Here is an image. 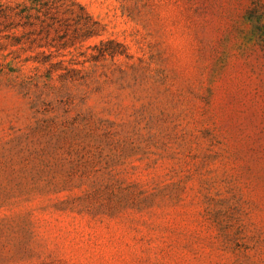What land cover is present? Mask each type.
<instances>
[{"label": "rangeland", "instance_id": "1", "mask_svg": "<svg viewBox=\"0 0 264 264\" xmlns=\"http://www.w3.org/2000/svg\"><path fill=\"white\" fill-rule=\"evenodd\" d=\"M79 1L0 37V264H264V0Z\"/></svg>", "mask_w": 264, "mask_h": 264}, {"label": "trees", "instance_id": "2", "mask_svg": "<svg viewBox=\"0 0 264 264\" xmlns=\"http://www.w3.org/2000/svg\"><path fill=\"white\" fill-rule=\"evenodd\" d=\"M12 29H23L27 35H13V44L28 43V48L38 51L35 59L43 63L55 52H71L105 31L79 0H0V37H7L6 32ZM100 44V54L125 52L124 45L115 39Z\"/></svg>", "mask_w": 264, "mask_h": 264}]
</instances>
